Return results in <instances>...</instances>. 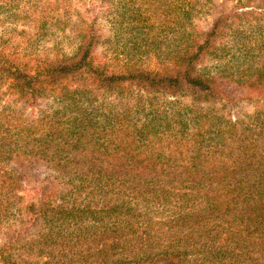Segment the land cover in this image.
I'll use <instances>...</instances> for the list:
<instances>
[{
    "label": "trees",
    "instance_id": "16d2710c",
    "mask_svg": "<svg viewBox=\"0 0 264 264\" xmlns=\"http://www.w3.org/2000/svg\"><path fill=\"white\" fill-rule=\"evenodd\" d=\"M137 1L118 0L138 61L116 66L98 55L94 20L71 55L0 46V89L6 82L22 108L0 111V157L26 154L61 186L60 195L44 188L27 203L20 228L0 244V264H264V110L222 131L195 124L194 107H164L186 94L196 103L264 105V50L246 49L243 31L228 22L241 13L182 31L187 43L171 38L172 47L168 34L150 31L142 8L127 6ZM156 13L172 21L164 8ZM152 49L161 68L146 63ZM207 58L221 68H199ZM108 95L123 100L106 107ZM0 182L13 193L12 182ZM160 207L166 216L154 214Z\"/></svg>",
    "mask_w": 264,
    "mask_h": 264
},
{
    "label": "rangeland",
    "instance_id": "374dc122",
    "mask_svg": "<svg viewBox=\"0 0 264 264\" xmlns=\"http://www.w3.org/2000/svg\"><path fill=\"white\" fill-rule=\"evenodd\" d=\"M261 3V0H154L149 5L138 0L127 6L142 8L148 15L149 22L155 24L150 31L154 34L160 33L159 38L162 34H168L166 43L171 46V38L175 40V43L180 42L179 45H182L185 38L180 35L182 31L190 35L196 30H206L219 16L241 13L242 16L237 18L227 17L228 22H234L233 26L243 31L246 49H255L259 45L264 50V4ZM121 6L123 5L118 0H0V46L40 58L71 55L79 42L80 32L84 31L87 22L94 20V26L99 34V42L96 46L98 55L116 66L126 61V58L127 62H130L128 59L138 61L140 53L130 52L131 33L129 24L126 22V14L123 9L121 10ZM161 8L170 14L172 21L167 25L162 22L164 16L156 13ZM183 8L189 13L183 15ZM184 40L183 44L187 43V39ZM150 51L153 53L146 63L153 68L164 66V62L159 61L155 50ZM227 59V55L222 57L221 63L225 64ZM205 66L221 68L218 59L214 58L198 62L199 68ZM1 85L0 111L2 109L20 110L21 113L19 97L14 93L5 92L6 82H2ZM176 98L178 101L173 104L175 108H170L169 105L164 107H168L171 113L183 110V107H194L193 113L200 115L199 122L195 121V124L211 130L220 127L222 131H226L230 127L229 122L246 121L250 115L254 116L256 112L264 110L262 103L260 105V103L242 100L236 103L214 101L196 103L193 95L189 94L170 98L168 101L172 102ZM100 100L103 101L102 105L107 107L109 103L114 104L123 99L108 95ZM131 103L133 107L135 101ZM38 104L40 109H45L47 100H41ZM34 116L36 117V114ZM216 117L220 120L215 122L213 119ZM194 126L193 124L190 129L193 130ZM18 158L24 159V166H21ZM27 168L29 170L25 171ZM0 169L2 170L0 180L5 178L7 182H12L14 189L11 193L8 186L0 187L1 203L6 204V199L10 202L6 209L0 212V244H2L5 240H9V231L12 226L13 232L20 228V220L25 216L20 212L26 214L24 207L30 200L40 196L44 188L48 191L52 190L51 194L57 190L60 195L61 186L57 183L58 179L55 177L57 173L54 170L44 168L40 162L32 163L26 154H8L0 157ZM2 172H6L5 177L1 176ZM7 193L11 194L7 195ZM17 195L21 197L20 200L17 199ZM53 199L49 197L47 200ZM167 209L160 207L154 214L159 216L161 212L162 216H166ZM35 226L37 225L29 226V229L22 231L21 239L30 238Z\"/></svg>",
    "mask_w": 264,
    "mask_h": 264
}]
</instances>
